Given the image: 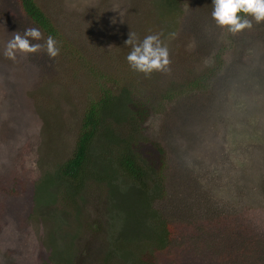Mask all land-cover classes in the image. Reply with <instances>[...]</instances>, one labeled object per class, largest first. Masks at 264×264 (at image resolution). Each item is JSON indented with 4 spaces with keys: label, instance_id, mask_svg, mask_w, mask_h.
Returning <instances> with one entry per match:
<instances>
[{
    "label": "rangeland",
    "instance_id": "rangeland-1",
    "mask_svg": "<svg viewBox=\"0 0 264 264\" xmlns=\"http://www.w3.org/2000/svg\"><path fill=\"white\" fill-rule=\"evenodd\" d=\"M177 1L170 11L167 2L159 8V0H35L69 47L61 42L54 58L42 48L10 60L3 53L12 33L34 25L15 0H0V264H43L48 256L41 241L50 221L43 212L33 214L32 190L67 158L80 109L113 77L114 87L126 79L148 103L130 140L162 179V197L151 210L172 233L153 264H264V239L250 243L256 240L247 221L249 215L264 220V211L253 212L264 207V22L233 35L212 20V0ZM129 32L139 41L161 34L169 70L133 71L126 63ZM42 37L33 43L45 44ZM211 69L217 72L204 82L207 89H199L198 78ZM193 80L200 85L187 89L192 95L166 101ZM46 184L38 182L40 193L50 190ZM232 189L239 194L233 203ZM97 197L87 199L84 218H106L99 215L104 199ZM77 248L86 252L83 264L103 256L89 232L81 231Z\"/></svg>",
    "mask_w": 264,
    "mask_h": 264
},
{
    "label": "trees",
    "instance_id": "trees-1",
    "mask_svg": "<svg viewBox=\"0 0 264 264\" xmlns=\"http://www.w3.org/2000/svg\"><path fill=\"white\" fill-rule=\"evenodd\" d=\"M15 2L20 13L27 16L34 27L47 37L52 35L57 46L63 42L62 47H69L59 29L35 0ZM163 2L171 5L170 11L177 8V0H159V8H162ZM216 72L217 69H211L198 78L203 81L199 89H207L208 83L204 82L212 79ZM198 80L182 85L177 89V96L168 94L164 98L173 101V97L192 95L187 89L200 85ZM110 81L105 82L104 86L103 82L97 85L95 94L80 109L79 113H82L78 117L77 134L67 158L54 163L55 171L48 181L46 172L38 181L40 184L46 182L50 190L45 193L44 189L40 193L38 182L32 190L33 214L43 212L50 221V228L44 229L41 241L43 252L48 253L42 258H46L43 264L85 263L86 252L83 248H77L81 231L89 232L90 237L100 243L103 256L96 264H153L154 254L164 250L170 243L172 233L165 220L158 211L151 210L152 203L162 197V179L156 170L139 157L130 140L132 134H138V127L148 114V103L137 99L138 93L130 87L132 84L128 80H123L120 87L112 85L116 83L114 77ZM60 107L54 115L59 119V129H62L63 119L57 113ZM120 126L126 127L127 132L119 133ZM52 141L57 143V136L53 135ZM92 193L97 194L96 199H104L99 212V215H106L104 220L99 219L100 216L93 217V220L84 218L88 214L87 199ZM230 196L233 203L234 197H239V194L235 196L232 189ZM257 211H264V207L253 209L254 214ZM69 217L73 218L72 222H69ZM248 217L256 240L250 243L263 241L264 220L251 215ZM107 221L108 228L105 229ZM239 239L237 243L244 244L245 240Z\"/></svg>",
    "mask_w": 264,
    "mask_h": 264
},
{
    "label": "clouds",
    "instance_id": "clouds-1",
    "mask_svg": "<svg viewBox=\"0 0 264 264\" xmlns=\"http://www.w3.org/2000/svg\"><path fill=\"white\" fill-rule=\"evenodd\" d=\"M212 9L211 18L216 26L233 35L252 29L253 22L257 25L264 22V0H212ZM42 38L41 31L35 27L26 28L23 34L14 32L3 54L15 60L17 54L27 56L46 48L49 57H56L60 51L56 39L49 35L45 44L33 43ZM125 45L131 49L126 60L133 71L149 76L153 72L169 70V50L161 40V34L147 35L139 41L135 33L129 32Z\"/></svg>",
    "mask_w": 264,
    "mask_h": 264
}]
</instances>
